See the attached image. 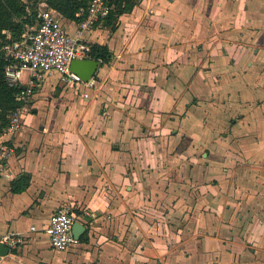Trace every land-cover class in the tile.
Returning a JSON list of instances; mask_svg holds the SVG:
<instances>
[{
  "label": "crops",
  "instance_id": "crops-1",
  "mask_svg": "<svg viewBox=\"0 0 264 264\" xmlns=\"http://www.w3.org/2000/svg\"><path fill=\"white\" fill-rule=\"evenodd\" d=\"M51 12L112 59L77 86L46 77L25 103L0 178V236L21 242L3 264L264 256V0H139L83 32ZM64 206L85 231L59 252L43 229Z\"/></svg>",
  "mask_w": 264,
  "mask_h": 264
},
{
  "label": "built area",
  "instance_id": "built-area-1",
  "mask_svg": "<svg viewBox=\"0 0 264 264\" xmlns=\"http://www.w3.org/2000/svg\"><path fill=\"white\" fill-rule=\"evenodd\" d=\"M110 7L108 0H90L78 26L83 32L93 28L99 20L107 16ZM3 59L6 61L4 78L11 88H19L16 97L27 102L40 88L46 77L59 75L64 85L77 86L83 82L69 70L76 59H90V45L80 35L67 33L59 24L56 15L50 10L39 7L38 23L28 27L19 40L6 41L2 46ZM87 97V95H84ZM27 110L26 104L10 116L9 125L0 136V178H8L9 160L13 154L10 139L18 135L23 126L22 112ZM76 222L74 211L65 206L53 213L48 225L43 229L49 238L50 247L55 251H65L75 240L72 234ZM36 231L35 227L30 228ZM21 239L16 234L0 236V244L15 248ZM0 264L3 256L0 255Z\"/></svg>",
  "mask_w": 264,
  "mask_h": 264
},
{
  "label": "trees",
  "instance_id": "trees-1",
  "mask_svg": "<svg viewBox=\"0 0 264 264\" xmlns=\"http://www.w3.org/2000/svg\"><path fill=\"white\" fill-rule=\"evenodd\" d=\"M138 1L108 0L109 13L96 25L101 24L114 30L119 17L130 13ZM89 2L90 0H0V136L8 127L10 116L25 105L16 97L19 88H11L5 81L6 61L1 51L3 44L9 40H19L28 27L38 23V10L41 3H45L47 10L58 13L62 18L78 22L83 16L78 17L77 14L85 11ZM90 49V58L101 65L111 61L112 54L107 46L90 44ZM29 184L30 176L23 174L11 182V192L21 193L29 187ZM80 240L86 242L87 234L83 235Z\"/></svg>",
  "mask_w": 264,
  "mask_h": 264
},
{
  "label": "water",
  "instance_id": "water-1",
  "mask_svg": "<svg viewBox=\"0 0 264 264\" xmlns=\"http://www.w3.org/2000/svg\"><path fill=\"white\" fill-rule=\"evenodd\" d=\"M99 62L93 59H76L70 64L69 70L74 73L82 82L89 81L95 74L98 68ZM85 226L79 222H75L72 227V234L76 241L79 240L80 236L84 233ZM9 254V249L0 244V255L6 256Z\"/></svg>",
  "mask_w": 264,
  "mask_h": 264
},
{
  "label": "rangeland",
  "instance_id": "rangeland-1",
  "mask_svg": "<svg viewBox=\"0 0 264 264\" xmlns=\"http://www.w3.org/2000/svg\"><path fill=\"white\" fill-rule=\"evenodd\" d=\"M65 207V206H64ZM69 207V206H67ZM73 210L72 207H69ZM237 260V264H257V263H264V256H260L257 259V256L254 257H247L245 255H240L238 258L235 256L234 261ZM233 264H236L235 262H233Z\"/></svg>",
  "mask_w": 264,
  "mask_h": 264
}]
</instances>
